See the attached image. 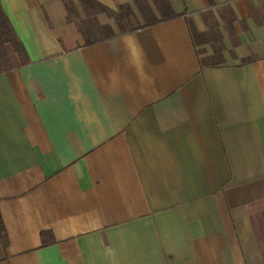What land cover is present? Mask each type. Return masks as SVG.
<instances>
[{"label": "crops", "instance_id": "0c3cea01", "mask_svg": "<svg viewBox=\"0 0 264 264\" xmlns=\"http://www.w3.org/2000/svg\"><path fill=\"white\" fill-rule=\"evenodd\" d=\"M140 3L0 0V264H264V0Z\"/></svg>", "mask_w": 264, "mask_h": 264}, {"label": "trees", "instance_id": "16d2710c", "mask_svg": "<svg viewBox=\"0 0 264 264\" xmlns=\"http://www.w3.org/2000/svg\"><path fill=\"white\" fill-rule=\"evenodd\" d=\"M137 2L140 6V4H141L140 0H137ZM130 14H131V10L129 9V7L123 6V7H121V10L117 13V18L120 22H122V21L124 22L125 20L129 21ZM174 16H176V15L165 16V17L160 18V19H154L153 21L146 22L143 25H140L137 27L131 26L130 30L132 31V30H136L137 28H140V27H145V26H150L152 24L161 23L163 21L170 20ZM0 29L2 30V33L5 36L6 41L10 42L12 44V46L15 48V50L22 52L23 47H22L20 41L15 36V34L12 30V27L9 23V20H8L7 16L3 13L1 6H0ZM123 30H125L124 27H123ZM0 234H1L2 240L6 243L7 236L5 233V227L3 224L1 214H0ZM41 238H42V244L44 246L52 244L56 241L51 232H42Z\"/></svg>", "mask_w": 264, "mask_h": 264}, {"label": "rangeland", "instance_id": "374dc122", "mask_svg": "<svg viewBox=\"0 0 264 264\" xmlns=\"http://www.w3.org/2000/svg\"><path fill=\"white\" fill-rule=\"evenodd\" d=\"M149 16H150V14H148V13L143 12V14H142L141 12L138 11L136 13V15H134L132 17V21L136 25L137 24L142 25V24L147 22ZM91 26H92V23H91ZM106 32L107 31L105 29H101L100 30V36L104 38V36L107 34ZM12 55H13V50L10 47V45L2 43V41L0 39V70H4L6 68L13 66V61L11 59Z\"/></svg>", "mask_w": 264, "mask_h": 264}]
</instances>
